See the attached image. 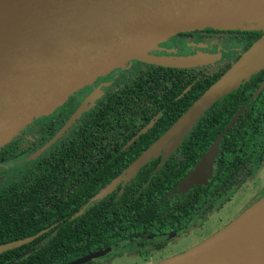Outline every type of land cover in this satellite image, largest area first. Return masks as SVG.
<instances>
[{"label": "water", "instance_id": "95a60500", "mask_svg": "<svg viewBox=\"0 0 264 264\" xmlns=\"http://www.w3.org/2000/svg\"><path fill=\"white\" fill-rule=\"evenodd\" d=\"M205 28L264 32V0H0V148L33 118L50 114L77 90L132 60L173 68L202 64L196 57H155L147 53L178 33ZM263 66L264 35L136 157L126 174H135L160 153L166 158L204 110ZM263 85L264 80L256 92ZM80 111L81 107L63 129ZM239 112L234 113L225 129ZM59 133L30 158L48 148ZM219 140L217 137L200 156L179 183L180 188L205 179ZM115 183L105 186L93 200L102 198ZM263 203L264 196L198 244L153 264L211 260L213 248L202 252L203 246L213 244L221 232ZM40 233L0 245V252L24 245ZM260 235L264 239V226ZM251 245L252 253L259 249L255 238ZM108 251L105 248L69 264H85ZM252 253L248 248L246 260L250 255L258 264H264V253L260 257Z\"/></svg>", "mask_w": 264, "mask_h": 264}, {"label": "trees", "instance_id": "16d2710c", "mask_svg": "<svg viewBox=\"0 0 264 264\" xmlns=\"http://www.w3.org/2000/svg\"><path fill=\"white\" fill-rule=\"evenodd\" d=\"M236 33L246 39L244 51L264 35L260 30ZM224 70L197 76L183 68H166L164 96L166 102L174 104L166 105L153 128L159 126L158 131L164 132ZM263 80L264 66L213 102L174 151L166 158L161 153L151 158L147 162L151 164L149 173H139L137 178L142 180L125 185L116 200L95 201L83 210L89 200L71 198L62 189L56 166H46L47 172L36 177L30 170L24 178L0 188V245L33 236L51 226L31 242L1 251L0 264H69L115 244L126 246L135 241L143 246L151 238L161 239L170 232L182 231L197 214L210 207L214 198L250 175L259 146L257 128L264 121V85L256 92ZM186 87L188 90L176 98ZM238 110L235 120L225 129ZM217 137L220 140L208 175L202 182L180 188L179 183ZM144 148L147 147L139 149ZM13 152L10 143L1 147L0 163ZM63 159L66 155L61 149L48 160ZM156 160L159 162L154 166Z\"/></svg>", "mask_w": 264, "mask_h": 264}, {"label": "flooded vegetation", "instance_id": "af4514ba", "mask_svg": "<svg viewBox=\"0 0 264 264\" xmlns=\"http://www.w3.org/2000/svg\"><path fill=\"white\" fill-rule=\"evenodd\" d=\"M236 31L205 28L178 33L147 54L169 58H209V62L202 65L183 68L197 76H208L226 70L244 52L242 48L246 39L238 36ZM218 54L224 57L220 59L217 57ZM215 57L217 59L214 60ZM166 68L173 67L132 60L96 78L90 84L71 94L50 114L33 118L24 126L7 143H10L14 152L9 155L7 161L0 165L10 161L28 160L31 155L58 134L74 112L81 107L78 116L59 133L48 148L30 158L28 165L21 166L22 171L15 181L24 178L30 170L31 174L36 177L41 172H47L46 166H56L55 172L61 178L62 189H66L67 194H71V198L89 200L83 210H87L95 201L116 200L123 192L125 185L142 180L137 178L139 173L142 175L149 173L150 163L144 164L131 176L126 174V170L136 156L145 150V148H139L149 147L163 133L158 131L159 126L156 129L153 127L162 116L166 105L174 104L173 101L166 102L164 96L167 83ZM187 90L188 87L176 98ZM263 125L264 121L257 128L259 147L263 146L260 136V128ZM61 149L65 150L66 159L48 160L55 151L59 152ZM158 162L156 160L154 166H157ZM49 169L52 170V167ZM113 181L116 183L102 198L93 200L100 190ZM132 190L133 188L130 187L129 192L131 193ZM208 209L197 214L180 232H170L161 239L151 238L143 246H139L135 241L126 246L115 244L108 247L109 251L99 258L131 246L136 250L133 257H152L154 253L176 242L177 239L197 231L202 223L196 228L192 227L193 223ZM50 228L51 226L43 229L40 234ZM159 239L160 243L157 242ZM196 244H190L181 253ZM174 255L171 254L168 258ZM97 259L89 262L94 264ZM162 260L164 258L155 262L143 260L142 264H153Z\"/></svg>", "mask_w": 264, "mask_h": 264}, {"label": "rangeland", "instance_id": "374dc122", "mask_svg": "<svg viewBox=\"0 0 264 264\" xmlns=\"http://www.w3.org/2000/svg\"><path fill=\"white\" fill-rule=\"evenodd\" d=\"M217 57L222 59L224 56L218 54ZM209 60V58L199 59L202 64L209 62ZM260 129V136L262 137L261 144L263 146H258L257 148L255 163L253 164L250 175L243 178L230 191L212 200L210 208L193 223V228L198 227L202 223L197 231L185 235L186 237L177 239L176 242H172L166 248L154 253L152 257H133L136 254V250L131 246L121 251H115V253L110 252L107 256L95 260L94 264H142L143 260L155 262L161 258L165 260L171 254L178 255L183 249L188 248L190 244H198L201 239L221 229L225 224L229 223L249 208V206L261 199L264 196V125ZM29 160L31 159L18 160L17 162L10 161L4 165H0V188L14 182L22 171L21 166L28 165ZM191 184L193 183H189L187 186Z\"/></svg>", "mask_w": 264, "mask_h": 264}, {"label": "bare ground", "instance_id": "6f19581e", "mask_svg": "<svg viewBox=\"0 0 264 264\" xmlns=\"http://www.w3.org/2000/svg\"><path fill=\"white\" fill-rule=\"evenodd\" d=\"M262 223H264V203L221 232L213 244L207 242L203 246L202 252H208L213 248L214 253L211 260L202 261L203 258H200L192 264H258L250 255L246 260V251L248 253L249 248L252 253L251 243L255 238L259 249L252 255L260 257L259 254L264 253V239L260 235L262 226H264Z\"/></svg>", "mask_w": 264, "mask_h": 264}]
</instances>
